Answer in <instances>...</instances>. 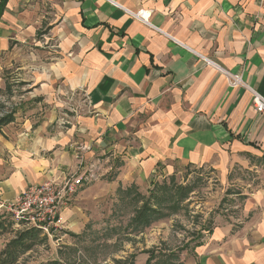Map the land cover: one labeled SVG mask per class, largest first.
I'll return each mask as SVG.
<instances>
[{
  "label": "crops",
  "instance_id": "crops-1",
  "mask_svg": "<svg viewBox=\"0 0 264 264\" xmlns=\"http://www.w3.org/2000/svg\"><path fill=\"white\" fill-rule=\"evenodd\" d=\"M199 56L264 97V0H0V109L14 106L0 129V205L90 169L61 213L78 235L92 218L84 202L95 216L100 199L181 168L225 181L247 170L259 180L239 218H217L178 264H264V113Z\"/></svg>",
  "mask_w": 264,
  "mask_h": 264
},
{
  "label": "rangeland",
  "instance_id": "rangeland-1",
  "mask_svg": "<svg viewBox=\"0 0 264 264\" xmlns=\"http://www.w3.org/2000/svg\"><path fill=\"white\" fill-rule=\"evenodd\" d=\"M12 108L3 106L0 119L11 117ZM256 164L264 166V159ZM257 179L256 174L247 170H235L225 181L209 167L181 168L175 175L139 193L143 202L154 200L155 194L163 199L153 206L158 210V219L154 218L141 235L130 228L137 204L132 195L135 192L131 197L116 192L99 200L107 206L103 211L102 206L98 207L100 211L96 209L95 216L91 204L84 202L83 212L92 218L80 234L73 235L67 228H59L50 236L42 234L13 264H44L55 260L63 264H144L151 254L158 264H178L179 256L199 242L217 218L230 222L239 218L247 186H253ZM1 218L5 222L0 227V252L19 232L28 229L16 228L12 218L6 215Z\"/></svg>",
  "mask_w": 264,
  "mask_h": 264
},
{
  "label": "built area",
  "instance_id": "built-area-1",
  "mask_svg": "<svg viewBox=\"0 0 264 264\" xmlns=\"http://www.w3.org/2000/svg\"><path fill=\"white\" fill-rule=\"evenodd\" d=\"M149 14L139 11L134 15L142 23L147 24ZM200 57V56H199ZM206 64L214 67L225 75L230 88H245L252 97V105L258 114L264 113V97L247 87L240 74H232L215 64L213 61L200 57ZM94 180V175L88 171L62 182H46L34 184L22 191L19 196L8 203L0 205L3 214L12 218L15 227L35 228L42 234L50 236L61 229V213L72 201L77 192Z\"/></svg>",
  "mask_w": 264,
  "mask_h": 264
},
{
  "label": "trees",
  "instance_id": "trees-1",
  "mask_svg": "<svg viewBox=\"0 0 264 264\" xmlns=\"http://www.w3.org/2000/svg\"><path fill=\"white\" fill-rule=\"evenodd\" d=\"M5 0H2V3H4ZM11 122V117H5L3 119H0V129L9 124ZM128 191V190H127ZM125 191L126 195L130 194ZM130 191V190H129ZM135 201L137 203L142 202V205L134 210V214L132 216V219L130 220V228H132L133 232H141L146 227L151 225L152 221H154V218L158 219L159 213L157 209H154L153 206L156 204H159L160 202H163V199L160 198L157 194H155V197H152L154 200L147 199L145 202H143V196L139 193H136L134 195ZM2 224L0 223V227ZM42 236V232L35 228H29L22 232H19L17 237L14 238L9 242L8 245L0 252V264H13L20 255L24 254L25 252H28L32 244L36 240H38ZM154 261V256L149 257L147 264H151V262ZM44 264H63L58 260L55 261H48ZM67 264H75L74 262ZM121 264V263H119ZM123 264V263H122ZM154 264H158L157 261H155Z\"/></svg>",
  "mask_w": 264,
  "mask_h": 264
}]
</instances>
